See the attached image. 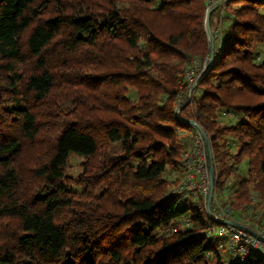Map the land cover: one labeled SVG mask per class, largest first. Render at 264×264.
<instances>
[{
  "label": "trees",
  "instance_id": "1",
  "mask_svg": "<svg viewBox=\"0 0 264 264\" xmlns=\"http://www.w3.org/2000/svg\"><path fill=\"white\" fill-rule=\"evenodd\" d=\"M206 5L0 0V264H264L226 262L205 205L167 193L195 131L176 112L183 71L209 54ZM209 19L214 61L180 115L208 135L239 219L253 190L264 210V0Z\"/></svg>",
  "mask_w": 264,
  "mask_h": 264
},
{
  "label": "rangeland",
  "instance_id": "2",
  "mask_svg": "<svg viewBox=\"0 0 264 264\" xmlns=\"http://www.w3.org/2000/svg\"><path fill=\"white\" fill-rule=\"evenodd\" d=\"M211 4H212V0H207V5H206L207 8ZM206 11H207V9H206ZM223 18H220L221 19L220 20L221 22H219L220 24L223 23V21H224ZM218 28H219L218 30H220L221 26ZM220 34L221 33L219 32L218 37L221 38ZM217 44L220 45L219 43H217ZM260 53H262V54L260 55V57L258 59H259V61H264V49H262V51ZM208 57H209V54L204 55L203 57L202 56L191 57L190 60H192L194 58H196V59L199 58V60L204 62L206 60L209 61ZM189 65L190 66L186 69V71L192 67L193 61H191V63ZM185 73L186 72L183 71L184 83H182V84L186 83L187 87L183 86V91L181 92V95L179 96L180 99H178V101H177V107L180 104H182L184 101L187 100V98H188L187 96H189V93H190L191 87L188 84L189 83L188 80L185 78ZM199 75H198V77H199ZM220 119H221L220 121H222L223 123L230 122V118L226 117L225 115L220 117ZM180 136H181L182 142L185 145V147H183L184 153H183V160L182 161L184 162V166L186 167V169L184 170V168H183L182 171H181V169L177 170V171L169 169V171H167V173L164 174L167 176V178H169L170 181H174L176 179L178 180V182H175V183L173 182L170 184L169 187H167L168 188L167 193L172 194V193H174V191H176L177 188L183 187V189H184L183 194L186 197L192 198L191 200L198 202V204H200V205H202V204L205 205V207L208 209V204H207L208 203V199H207L208 195H205L203 193V188H204L203 185L204 184H200L206 180V174H205L206 170L201 168V166H200V164H201L200 162H202V160L204 159V155H205L204 152H206V148L203 146L202 147L203 149L199 152V154H197L196 156L194 154L195 153L194 147L197 143L198 136L199 137L201 136L202 138H203V136L201 135V133L196 128H195V131L194 130H184L181 132ZM229 142H230V144H232V147H233L232 150L236 151L237 147L234 146L235 139L233 137H229ZM204 148H205V150H204ZM191 157L196 158V160H195V163H193L189 166V165H187V163ZM81 161H82L81 156H78V155L72 156L71 162H70L71 165H69L70 166L69 172L71 174L76 175V174L81 172V168L79 166ZM240 167H241L242 171H246L247 162L246 161L243 162ZM189 175H192V177H193L192 180H194V182H197V184L195 186H191ZM215 181H216V177H215ZM231 191H232V189H231L229 184L226 187L223 194L217 193L214 190V196L212 198L213 199L212 200V209H213L212 212H214L215 215L221 214V215L225 216L224 218L237 220L240 223L247 225L248 227L254 229L255 231H257L259 233L260 230L264 228V218H262V214L264 215V210H262V207L257 206L258 203H260V201H261V199L258 195V192L256 190L252 191V196H251L252 197V204L249 206L248 210L241 213L240 218H239L240 220H239V219H237L239 217V213L234 211L232 209V207L230 206V201H229L228 196L231 193ZM208 194H209V192H208ZM185 221H186V217L182 218L180 222L182 225H184ZM182 225H180V226H182ZM250 225H252L253 227H251ZM221 230H222L221 224H218V223H214V224L210 223V225L208 224V232L217 234L218 231L220 232ZM247 233H249V232H247ZM249 234L252 235L251 233H249ZM261 236H263V235H261ZM224 238H225L224 247L222 246V247H220V249L223 250L222 254H223L226 262L228 261V263H231V261H233V259H232L233 258L232 257L233 251L230 248L231 239H230L228 233H225ZM253 249L256 251L257 254L264 256V243H262V245H260L259 247L253 248ZM226 254L228 255V257L226 256ZM206 262H208V264H216L215 263L216 260H214L213 256L211 258H207Z\"/></svg>",
  "mask_w": 264,
  "mask_h": 264
},
{
  "label": "built area",
  "instance_id": "3",
  "mask_svg": "<svg viewBox=\"0 0 264 264\" xmlns=\"http://www.w3.org/2000/svg\"><path fill=\"white\" fill-rule=\"evenodd\" d=\"M217 0H212V3L215 2ZM208 61H201L199 59H194L193 60V65L191 68H189V70L185 71V78L188 80V84L189 86L191 87L193 85V83L196 81L198 75L200 73H202L204 69L207 68V63ZM205 147V142H204V139L200 136H198V139H197V143L194 147V150H195V156L197 154H199V152L203 149L202 147ZM205 150V148H204ZM205 155H204V159L202 160V162H200V166L201 168L205 169L206 170V180L200 184H204V188H203V193L205 195H208V192H209V189H210V175H209V167H208V161L207 160V154L206 152H204ZM195 160L196 158L194 157H191L190 160H188V163L187 165H191L193 163H195ZM184 168L186 169V167L184 166ZM192 175H189V179H190V182H191V186H195L197 184V182H194V180H192ZM183 187H179L176 189V191H174L173 194H182L184 193L183 191ZM217 217H220V218H224L225 216L219 214V215H216ZM226 219H229V218H226ZM187 224H189L188 222H186ZM186 224V225H187ZM221 228L222 230L217 234L215 233H211V234H214V235H219L220 237H224L225 236V233H228L229 234V237L231 239V242H230V248L231 250L233 251L232 253V259L233 261L232 262H238V261H241L243 260L244 258H246L249 253L251 252V250H254L253 248H257L259 247L260 245H262V242L257 239V237L255 236H252L250 235L249 233H247L246 231L242 230V229H238V228H235V227H232V226H229V225H223L221 224ZM261 235L264 236V228L260 230L259 232ZM224 244L225 242H222L220 244V247H224Z\"/></svg>",
  "mask_w": 264,
  "mask_h": 264
},
{
  "label": "water",
  "instance_id": "4",
  "mask_svg": "<svg viewBox=\"0 0 264 264\" xmlns=\"http://www.w3.org/2000/svg\"><path fill=\"white\" fill-rule=\"evenodd\" d=\"M231 0H217L215 2H213L211 5H209V7L207 8L206 11V18L205 19V28L208 37H209V42H210V48H209V61H208V65L207 68L203 70V72L199 75V77L196 79V81L193 83V85L190 88V93L189 96H187V100L181 104L179 106V108L177 109L176 112V116L177 118H179V120L184 121V123H187L190 126H193L194 128H196L201 135L203 136L204 142H205V148H206V154H207V160L208 161V166H209V174H210V189H209V194H208V212L210 213L211 217L218 222V224H223V225H229L238 229H242L244 231H247L249 233H251L253 236L257 237L262 243H264V236H261V234H259L257 231H255L254 229L248 227L247 225L240 223L237 220H232V219H226V218H220L217 217L214 212H212V198L214 196V190H215V169H214V160L213 159V154H212V148H210L211 143H210V139L208 137V135H206L205 130L203 129V127L196 122V120L194 119H185L181 117V109H183L187 104L190 103L191 101V95L193 93L194 88L198 85V83L201 82L202 79H204L205 75L208 73V70L211 69L214 58L215 57V38H214V34L211 29V24H210V16L211 13L219 8L221 5H224L226 3H228Z\"/></svg>",
  "mask_w": 264,
  "mask_h": 264
}]
</instances>
